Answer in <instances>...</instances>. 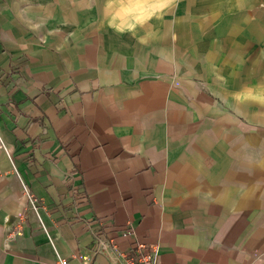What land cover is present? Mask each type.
<instances>
[{
    "label": "crops",
    "instance_id": "obj_1",
    "mask_svg": "<svg viewBox=\"0 0 264 264\" xmlns=\"http://www.w3.org/2000/svg\"><path fill=\"white\" fill-rule=\"evenodd\" d=\"M138 242L264 264V0H0V264Z\"/></svg>",
    "mask_w": 264,
    "mask_h": 264
},
{
    "label": "built area",
    "instance_id": "obj_2",
    "mask_svg": "<svg viewBox=\"0 0 264 264\" xmlns=\"http://www.w3.org/2000/svg\"><path fill=\"white\" fill-rule=\"evenodd\" d=\"M25 194L32 206V208L37 212L38 205H37V197L34 196L32 193L28 191L26 187L23 188ZM18 217L20 219L23 218V214L19 213ZM17 228H20L18 225ZM157 248L155 246H147L145 243H136L134 247L133 256L128 257L125 260L124 264H156L157 260ZM58 264H68L67 259L60 257L58 259ZM109 264H123L116 262H110Z\"/></svg>",
    "mask_w": 264,
    "mask_h": 264
}]
</instances>
